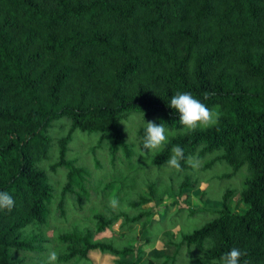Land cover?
<instances>
[{"label": "trees", "instance_id": "1", "mask_svg": "<svg viewBox=\"0 0 264 264\" xmlns=\"http://www.w3.org/2000/svg\"><path fill=\"white\" fill-rule=\"evenodd\" d=\"M177 92L217 107L219 124L180 131L179 113L168 106ZM134 112L179 131L152 168H165L179 145L185 159L178 179L193 169L188 158L201 146L199 159L218 153L211 164L224 161L235 173L248 172L240 193L246 211L231 209L237 192L227 190L212 221L190 234H169L176 251L166 261L187 247L197 252L198 264H212L235 247L247 253L242 260L264 264V0H0V191L15 200L12 212L0 211V264H45L50 239L43 229L51 222L64 250L59 264H91L92 251L119 258L116 264L137 263L125 260L134 253L126 232L154 226L144 221L152 212L143 206L162 202L158 183L149 186L150 197L135 202L128 201L134 187L113 193L117 183L110 184L106 202L112 197L119 206L106 204V212L96 213L93 230L71 223L64 209L52 213L55 186L41 164L49 157L53 123L68 118L71 133L60 140V162L51 165L69 169L65 201L84 172L65 161L71 135L97 133L116 157L128 148L121 122ZM144 134L142 128L139 137ZM180 187L198 189L200 182L187 176ZM171 189L163 185L161 195L177 194ZM116 226L125 238L95 239ZM160 233L146 239L139 256Z\"/></svg>", "mask_w": 264, "mask_h": 264}, {"label": "rangeland", "instance_id": "2", "mask_svg": "<svg viewBox=\"0 0 264 264\" xmlns=\"http://www.w3.org/2000/svg\"><path fill=\"white\" fill-rule=\"evenodd\" d=\"M144 119L145 122H155L156 120V118H146L144 114L134 112L123 121L122 128L128 148L117 153L116 157L111 152V144L102 142L101 136L97 133L78 130L71 135L72 141L67 147L65 161L73 163V166L83 169L84 172L81 174V183L76 181L79 184L74 183L72 185V191L66 193L68 197L63 202L60 199L62 190L68 181L69 169L63 166L53 170L51 165L60 162V140L69 136L72 125L68 118L53 123L49 130L51 137L49 157L41 163L44 164L43 167L47 170L51 183L55 186V202L52 213L60 215L61 210L64 209L71 218V223L87 225L94 230L95 223L92 217L96 213L106 212V204L111 205L112 197L106 202V190L110 184L117 183L113 193H116L123 186L134 187L133 195L128 201L135 202L141 195L150 197L151 189L149 186L158 183L156 196L162 197V202L153 201L143 206L144 210L152 212L151 216L145 218L144 221L147 224L154 223V226L143 233L140 225L137 228L131 227L127 230L126 234L129 233L127 243L131 248H134V253L125 260L129 263L137 262L136 264H144L150 260L153 264H198L199 256L195 255L197 252L192 253L187 247H183L176 260L166 261L168 257L173 258L176 251V248L170 245V235L176 236L181 231L190 234L212 221L211 212L220 209L222 196L227 190L237 192L230 201L231 209L238 213L245 212L246 207L240 201V193L248 176L247 169L243 168L235 173L224 161L211 164L217 159L218 153L206 155L199 159L198 155L203 146L197 150L196 156L191 158L190 162L193 169L184 171L180 179L175 176L176 170L174 169L152 168V161L160 151L154 155H147V150L143 149L139 131L144 128ZM174 132L176 135L179 133L178 130H174ZM140 147L145 152V156L140 155ZM160 173L166 177L172 175L175 179L170 181L169 178L163 177L159 179V182L158 175ZM187 176H191L193 181L198 180L200 187L198 189L185 188L181 191L180 184ZM163 185L172 186L171 191L177 194L172 196L161 195L160 189ZM191 212H194L195 215ZM131 215H137V213H131ZM174 226L175 228H173ZM57 228L58 226L51 222L48 227L43 229V232L50 239V243L45 244V246L50 251L55 250L59 255H62L64 250L59 248L57 243ZM119 230V227L116 226L107 235L99 237L95 235V239L97 241L104 240L106 236L108 238H125L126 234H120L121 230ZM159 231L161 233L152 248L145 256H139L147 246L146 239L155 236L154 234ZM26 258L30 259L29 261L33 258L38 259L40 253L33 256L27 255ZM90 260L91 264H116L119 258L99 251H92Z\"/></svg>", "mask_w": 264, "mask_h": 264}, {"label": "clouds", "instance_id": "3", "mask_svg": "<svg viewBox=\"0 0 264 264\" xmlns=\"http://www.w3.org/2000/svg\"><path fill=\"white\" fill-rule=\"evenodd\" d=\"M209 93H204V99L209 98ZM168 106L175 109L179 113L180 131L184 134L194 132L197 129L206 130L216 127L219 124L222 113L217 107H209L200 99L194 97L190 92H177L172 95ZM123 123V122H121ZM124 124V123H123ZM145 134L142 139L143 149L147 150V155H154L159 151H163L166 145L169 144L170 136H175L174 131L170 132L164 123H156L154 121L145 122ZM140 155L145 156V152L139 149ZM172 156L167 159L162 167L175 169L177 172H182L180 161L185 159L183 149L179 145H174L171 148ZM191 161V158H188ZM113 208L119 206L117 200L111 202ZM15 207V200L7 191H0V211L12 212ZM247 253L241 251L239 248H232L225 253L220 260L213 261L212 264H250V261L243 259ZM45 264H59V254L52 250L48 253ZM80 264H85L84 260H80Z\"/></svg>", "mask_w": 264, "mask_h": 264}]
</instances>
